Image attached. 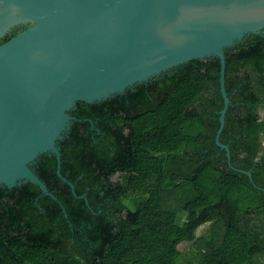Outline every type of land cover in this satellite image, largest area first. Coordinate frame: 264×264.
<instances>
[{
    "label": "trees",
    "instance_id": "trees-1",
    "mask_svg": "<svg viewBox=\"0 0 264 264\" xmlns=\"http://www.w3.org/2000/svg\"><path fill=\"white\" fill-rule=\"evenodd\" d=\"M27 27L13 29L0 45ZM108 101L79 102L30 183L0 188V264H264V34ZM86 199H84V198ZM209 224L212 234L198 238ZM190 243L185 254L178 249Z\"/></svg>",
    "mask_w": 264,
    "mask_h": 264
},
{
    "label": "water",
    "instance_id": "water-1",
    "mask_svg": "<svg viewBox=\"0 0 264 264\" xmlns=\"http://www.w3.org/2000/svg\"><path fill=\"white\" fill-rule=\"evenodd\" d=\"M0 188L28 183L57 201L32 167L55 156L79 102L102 103L124 95L193 60L217 58L224 107L225 51L249 35L264 34V0H0ZM84 198V197H83ZM86 199V198H84Z\"/></svg>",
    "mask_w": 264,
    "mask_h": 264
},
{
    "label": "rangeland",
    "instance_id": "rangeland-1",
    "mask_svg": "<svg viewBox=\"0 0 264 264\" xmlns=\"http://www.w3.org/2000/svg\"><path fill=\"white\" fill-rule=\"evenodd\" d=\"M262 118L264 119V111H262L261 113ZM212 234V228L209 224L202 226L201 228H199V230L197 231V237H203V236H209ZM191 248L190 243H182L178 249L180 251H182L183 253H187L189 251V249Z\"/></svg>",
    "mask_w": 264,
    "mask_h": 264
},
{
    "label": "flooded vegetation",
    "instance_id": "flooded-vegetation-1",
    "mask_svg": "<svg viewBox=\"0 0 264 264\" xmlns=\"http://www.w3.org/2000/svg\"><path fill=\"white\" fill-rule=\"evenodd\" d=\"M124 95H126V93H125ZM124 95H122V96H124ZM262 111H264V110H263V109H260V110H259V115H260V116H261ZM261 117H262V116H261Z\"/></svg>",
    "mask_w": 264,
    "mask_h": 264
}]
</instances>
